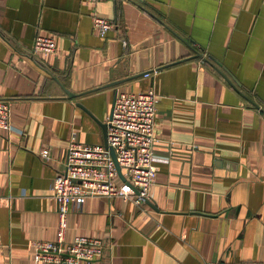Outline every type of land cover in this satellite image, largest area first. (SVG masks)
Masks as SVG:
<instances>
[{
	"label": "crops",
	"instance_id": "1",
	"mask_svg": "<svg viewBox=\"0 0 264 264\" xmlns=\"http://www.w3.org/2000/svg\"><path fill=\"white\" fill-rule=\"evenodd\" d=\"M93 13L115 21L103 36ZM152 83L147 200L72 201L64 239L104 238L83 264H264V0H0V97L20 129L0 128V264H43L71 134L103 142L115 90Z\"/></svg>",
	"mask_w": 264,
	"mask_h": 264
},
{
	"label": "built area",
	"instance_id": "2",
	"mask_svg": "<svg viewBox=\"0 0 264 264\" xmlns=\"http://www.w3.org/2000/svg\"><path fill=\"white\" fill-rule=\"evenodd\" d=\"M83 1L96 3L101 0ZM91 21L101 36L115 24L113 19L97 13L91 15ZM32 48L34 51H53V36L36 35ZM144 75H150V72L145 71ZM157 100L153 83L139 91L121 90L117 92L111 114L105 120L107 144L84 142L74 132L71 134L64 168L56 172L52 183V193L58 203L57 235L54 239L33 241L35 255L43 264L89 263L105 253L106 242L102 237L77 234L72 240L64 239L70 202L80 205L92 195L121 196L135 204L147 200L157 169L158 153L153 147ZM0 128L8 133L20 130L11 120L9 100L3 97H0ZM39 153L48 157L49 146H42Z\"/></svg>",
	"mask_w": 264,
	"mask_h": 264
},
{
	"label": "water",
	"instance_id": "3",
	"mask_svg": "<svg viewBox=\"0 0 264 264\" xmlns=\"http://www.w3.org/2000/svg\"><path fill=\"white\" fill-rule=\"evenodd\" d=\"M195 56H199V57H201V58H203L204 60H207V61H210V59H209V56H204L203 54H202V52H200V51H198V50H196L195 49V54H194ZM213 58V57H212ZM213 59H215V58H213ZM219 69V68H218ZM115 96H116V90H115V92H114V98H115ZM114 98H113V102H114ZM252 102H253V100H252ZM255 104H256V102H254ZM111 110H112V107H111V109H110V112H109V115L111 114ZM101 126H102V129H103V142L105 143V144H107V137H106V127H107V122L106 121H104V122H101ZM111 153H112V155H113V157H114V159H115V153H114V151L111 149ZM115 162H116V165H117V168L118 169H120V166H119V164H118V162L116 161V159H115Z\"/></svg>",
	"mask_w": 264,
	"mask_h": 264
}]
</instances>
